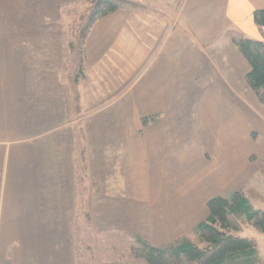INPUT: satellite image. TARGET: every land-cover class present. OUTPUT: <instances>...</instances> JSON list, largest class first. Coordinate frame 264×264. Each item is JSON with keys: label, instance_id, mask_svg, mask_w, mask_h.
Wrapping results in <instances>:
<instances>
[{"label": "crops", "instance_id": "0c3cea01", "mask_svg": "<svg viewBox=\"0 0 264 264\" xmlns=\"http://www.w3.org/2000/svg\"><path fill=\"white\" fill-rule=\"evenodd\" d=\"M34 1L35 11L42 3L47 11V0ZM134 1L145 8L99 19L86 38L77 116L63 81L66 40L43 34L40 21L39 34L28 21L23 36H0V264H76L77 129L93 228L166 246L201 222L191 221L193 185L222 181L228 165L239 170L241 108L264 127V105L246 80L251 65L226 35L235 29L264 41L254 20L264 0ZM175 170L199 173L155 178L145 191L144 172Z\"/></svg>", "mask_w": 264, "mask_h": 264}, {"label": "trees", "instance_id": "16d2710c", "mask_svg": "<svg viewBox=\"0 0 264 264\" xmlns=\"http://www.w3.org/2000/svg\"><path fill=\"white\" fill-rule=\"evenodd\" d=\"M89 3L82 14L81 26L75 36L70 35L67 60L76 53L75 62L68 61V72L63 74V81L70 90V100L75 116L81 114L79 86L86 81L85 42L92 26L101 18L117 11L145 8V5L132 0H76L68 3L66 8L78 7ZM68 8V9H69ZM256 25L264 27V9L254 13ZM227 37L239 47L251 65L246 80L251 89L264 105V41H257L245 36L242 32L230 29ZM75 38V39H74ZM150 118L143 120L147 123ZM75 170L78 182L79 219L87 220L90 226V215L82 212L88 192V159L85 152L83 131H75ZM209 215L196 227V234L203 243L198 245L189 238H182L166 246H153L140 236L133 235L120 228H108L99 232L103 240L101 249L105 255L116 251L119 259H143L148 264H262L256 237L242 235L241 218H244L258 232H264V210L253 206L243 190L234 191L229 197L216 196L208 201ZM77 233V226H75ZM93 234L91 230L86 232ZM93 247L87 241L83 255L76 256L77 264H93L95 255ZM78 251V248H77Z\"/></svg>", "mask_w": 264, "mask_h": 264}, {"label": "rangeland", "instance_id": "374dc122", "mask_svg": "<svg viewBox=\"0 0 264 264\" xmlns=\"http://www.w3.org/2000/svg\"><path fill=\"white\" fill-rule=\"evenodd\" d=\"M76 0H47V11L45 10V4H41L38 9L34 10V0H0V36L2 35H15L23 36L21 27L24 28L26 23L30 22V34H39L40 25L37 23L40 21L42 23V33L48 34L49 36L62 37L65 42H63L64 51L68 52L69 49V38L70 35L75 36V33L78 32V26H81L82 14L85 10L88 9L89 3H82L78 7H68L64 9L66 4L75 2ZM134 1V0H132ZM30 2L32 5H30ZM181 2V1H180ZM141 3V2H140ZM45 13H47V26L45 25ZM37 24L39 27H34ZM62 39V40H63ZM75 39V38H74ZM59 44V43H58ZM54 43L53 45H58ZM67 46V49H66ZM85 53V52H84ZM66 54V55H67ZM77 60L76 53L67 60L65 56V72H68V61L75 62ZM263 106V105H262ZM264 108V106H263ZM255 111L254 109H251ZM256 112V111H255ZM258 117L264 121V113H257ZM234 149H237L240 152V164L239 170L232 172L233 169L228 165V169L224 167L222 171L223 176L222 181H215L212 185L208 182L205 185L204 189L201 186L193 185L192 194L195 197L193 202V214L191 221L193 223L204 220L208 214L207 202L213 197L218 195H226L224 197H229L233 191L243 190L245 194L252 200V203L255 208L264 210V127L261 121H259L253 114H248L241 108L240 114V123H239V139L238 146L235 143ZM247 151H253L258 154L257 158L243 159L242 154ZM195 171L184 172L180 170L175 171H148L144 172V179L149 182V186L145 188V191L153 189L151 183L153 179H164L168 182L170 179H175L177 181H182L184 174L190 178H195L197 176ZM221 174V172H218ZM216 172H213V176ZM204 183V182H203ZM155 189V188H154ZM178 189H182L177 186L174 188V193ZM165 194L170 190V188H161ZM162 191L154 194H160ZM86 212L84 210L82 212ZM77 222V220H76ZM242 224V235L256 237L258 241V249L262 257V264H264V232H258L250 224L246 222L244 218L240 219ZM77 226V233H74V252L75 259L78 253L81 255L84 254L87 241L92 244L93 254L95 259L93 264H96L98 261H111V264H141L134 262L135 260L143 259H131V260H121L119 259L116 251H109L105 255L102 254L101 249L103 248L102 242L100 239L99 232L103 229H94L92 226V221L90 219V226L85 219H79ZM88 230H91L93 234L89 235L86 233ZM193 240L200 246H203V243L199 239L195 230H189L185 235ZM168 238V237H167ZM149 243V242H148ZM151 244V243H150ZM152 245V244H151ZM154 246V245H153ZM78 248V251H77ZM143 264H148L146 261H141ZM77 264V261H76Z\"/></svg>", "mask_w": 264, "mask_h": 264}]
</instances>
